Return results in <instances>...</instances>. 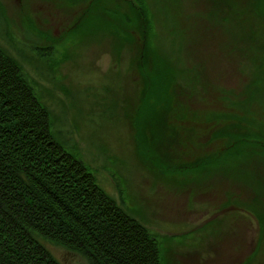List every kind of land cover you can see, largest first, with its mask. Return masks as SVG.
<instances>
[{"label": "rangeland", "instance_id": "1", "mask_svg": "<svg viewBox=\"0 0 264 264\" xmlns=\"http://www.w3.org/2000/svg\"><path fill=\"white\" fill-rule=\"evenodd\" d=\"M90 2L0 0V48L16 59L50 110L57 139L150 230L162 264H264V226L256 215L264 216V155L225 156L230 134L221 130L233 121L218 123L230 113L220 97L227 95V104L234 105L230 91L251 97L236 110L264 113V0H98L95 7ZM94 8L147 9L154 76L162 59L194 108L219 110L193 124V149L169 135V122L163 128L142 126L140 148L134 123L145 87L135 64L139 45L110 32L66 37L81 12ZM218 63L224 70L215 71ZM194 83L199 91L191 89ZM248 128L262 131L264 144L262 123L229 132L244 135ZM203 157L217 161L191 171ZM43 243L62 264L85 263L80 254Z\"/></svg>", "mask_w": 264, "mask_h": 264}, {"label": "trees", "instance_id": "2", "mask_svg": "<svg viewBox=\"0 0 264 264\" xmlns=\"http://www.w3.org/2000/svg\"><path fill=\"white\" fill-rule=\"evenodd\" d=\"M97 1L91 0L90 5ZM96 8L84 9L66 37L110 32L117 37H129L139 45L135 64L141 70L145 87L134 123L140 148L142 126L162 123L163 128L169 122V135L178 136L187 150L193 149L192 137L197 132L193 124L201 118L208 121L219 110L192 107L191 97L177 87V74L171 69L166 71L162 59L159 64L160 72H164L162 78L159 70L154 76L155 69L150 63L156 55L149 40L147 9H125L128 13L124 14L126 11L122 9ZM132 31L137 33L134 35ZM204 33L201 31L199 40L204 39ZM221 65L218 63L219 69L216 67L215 71L224 70ZM191 89L199 91L195 83ZM206 90L203 100L209 94ZM229 93L234 105L227 104V95L220 100L230 113L220 115L219 121L214 119V124L210 122L215 129V121L222 126L233 121L221 130L230 134V142L221 151L231 158L264 155L262 131L259 135L249 128L247 135L229 132L245 128V123L264 125V113L253 114L250 108L242 109L243 106L236 110L234 106L238 103L250 104L251 97L248 100L249 96L246 99L239 93ZM235 111H239L237 116L233 114ZM216 134H212L211 142H215ZM251 136H257L258 140L250 141ZM203 159L206 160L200 166L194 168L196 163L190 170L204 169L208 161H217L210 157L200 160ZM256 215L264 226V216ZM43 241L80 254L84 264H162L160 246L150 230L122 209L98 185L86 164L57 139L50 110L37 96L16 59L0 48V264H62Z\"/></svg>", "mask_w": 264, "mask_h": 264}, {"label": "flooded vegetation", "instance_id": "3", "mask_svg": "<svg viewBox=\"0 0 264 264\" xmlns=\"http://www.w3.org/2000/svg\"><path fill=\"white\" fill-rule=\"evenodd\" d=\"M192 107H194V106H192ZM235 208H238V207L235 206ZM229 209H230V208H229Z\"/></svg>", "mask_w": 264, "mask_h": 264}]
</instances>
